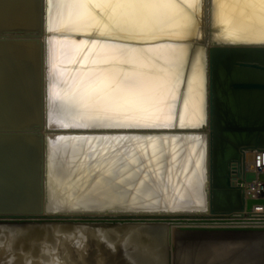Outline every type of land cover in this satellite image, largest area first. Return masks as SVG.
I'll list each match as a JSON object with an SVG mask.
<instances>
[{
  "label": "water",
  "instance_id": "obj_1",
  "mask_svg": "<svg viewBox=\"0 0 264 264\" xmlns=\"http://www.w3.org/2000/svg\"><path fill=\"white\" fill-rule=\"evenodd\" d=\"M18 1L0 0V227L175 224L179 232L206 233L213 245L203 252L207 258L221 259L220 264H231V260L243 264L237 254L227 256L229 245L262 237L264 264V228L185 226L235 217L226 214L241 207L215 203L217 192L239 191L225 176L221 178L228 177L229 166L221 174L216 163L219 149L212 134L217 120L215 51L249 53L255 50L253 44L264 43L219 36L238 22L246 27L249 20L258 30L264 27L250 20L262 16L259 11L264 9L259 5L264 7V0H168L171 15L143 27L142 32L132 29L125 16L113 15L119 6L134 8V0H110L105 7L85 0L97 24L88 27L91 19L84 17L77 29L55 24L54 0H34V23L23 19L22 13L17 15ZM137 2L141 10L151 3ZM234 11L239 20L233 25L228 14ZM176 20L181 25L175 26ZM63 39L77 41V60L57 65L53 49ZM102 46L116 50L119 59L114 62L123 72L121 78L132 67L122 58L137 55L146 61L151 60L153 48L170 49L176 55L173 67L167 68L159 58H153L155 65L148 67L153 86L168 83L167 95L145 96L144 100L152 101L144 103L145 114L121 113L117 107L97 116L88 114L89 109L78 105L74 96L82 89L76 80L91 66L84 63L90 50ZM25 50H33L34 56ZM112 63L104 59L100 66L111 68ZM62 75V81L56 82ZM164 87L160 84L158 92ZM188 95H196L199 105L191 113L194 119L182 121ZM159 106L171 111L163 115L153 111ZM227 129L240 128L223 130ZM76 144L81 146L78 152L70 148ZM262 146L258 138L238 148L243 152ZM230 152L229 156L222 152V158H237L238 151ZM168 213L175 215L162 216ZM239 250L243 258L245 249Z\"/></svg>",
  "mask_w": 264,
  "mask_h": 264
},
{
  "label": "bare ground",
  "instance_id": "obj_2",
  "mask_svg": "<svg viewBox=\"0 0 264 264\" xmlns=\"http://www.w3.org/2000/svg\"><path fill=\"white\" fill-rule=\"evenodd\" d=\"M54 1L56 4L54 21L60 28L67 25V29H77L84 17L91 19L89 25L96 20L94 12L88 8L86 10L85 0ZM90 1L103 7H105V3H108V0ZM188 1L194 3L197 0ZM71 2L73 3L71 4ZM143 2L145 4L151 2L150 7H144L141 10L137 0H134V8L119 6V10L114 9L113 15L115 17L120 14L125 16L126 23L133 27L132 29H137L140 32L143 31V27L147 28L154 22L157 25L165 17L171 15L168 0H143ZM153 2L154 4H152ZM18 4L17 15L21 16L19 13H22L23 19L34 23V0H19ZM261 6L259 5L264 9ZM21 9H24V12ZM246 10L249 12L247 8ZM146 11H148L147 14L140 18ZM235 12L228 14V19L233 20L231 21L233 25L237 24L239 20ZM259 14L262 16H252L250 20L264 23V13L259 11ZM181 22V20H176L174 25H181ZM245 22L246 27H244V23L239 24L238 22V26L228 27L219 36L233 35L237 38H252L245 40L263 41L264 27L257 25L259 30L254 29L249 20ZM252 46L255 50L249 53L230 54V52L215 51L217 57L215 59L214 82L216 87L218 84V89H216L215 106L217 114L214 117L217 120L213 122L216 129L212 134L214 135V147L219 149L217 156L215 155L216 163L220 167L221 174L229 166L228 177L223 175L221 178L225 176L226 182H231L236 186V190H239L230 194L217 192L215 203L226 207H241L238 208V211L226 214L235 217H226L225 220H215L210 223H185V226L264 228V207L256 210L257 207L264 206V178H260V175L264 176V43H255ZM78 49L77 41L72 39H63L59 45L55 43L53 62L58 60L56 64L60 65L68 61H76L74 53ZM32 51L25 50L27 55L33 57ZM92 51L94 55L90 57L89 53ZM96 51L91 49L86 56L84 63L91 66L88 71H82V75L76 80L82 89L77 90L74 95L78 99V105L89 109L90 113L88 114L97 116L100 111L116 107L121 113L131 110L134 114H145L144 103H152L150 98L144 100L145 96L150 97L157 94L164 98L167 95L168 83L163 81L153 86L148 67L155 65L153 58L163 60V64L167 68L173 67L176 55L174 53L173 55L170 49L163 46L153 48L150 51L151 60L147 59L146 61H142L143 59H139L137 55L122 58V61H127L132 66L123 78H121L123 72L119 69L118 63L114 62L119 59L115 55L116 50L109 46H102ZM104 59L113 62L111 64L113 66L103 69L100 65ZM226 63L228 64L225 65ZM153 70L151 68L152 72H154ZM62 72L65 73L66 69ZM78 74H75L73 80ZM62 79L63 75L60 78L56 77L55 81L61 82ZM160 84L165 85L162 93L158 92ZM110 85H115V88H110ZM186 101L188 107L182 109V121H188L192 117L191 113L197 112L199 105L196 95H188ZM153 111L162 112L163 115L171 110L159 106ZM228 127H239L240 129L223 130ZM258 138L262 141V148L248 147L243 152L239 151V145H250ZM228 139L231 142L230 146H227ZM78 145L70 148L78 152L77 147L81 148ZM197 148H199L198 145L196 150ZM233 149L238 151L236 155L237 158L238 155L240 156L239 159L233 158L229 161L222 158V152H227L229 156ZM249 174H255L256 178L249 179ZM260 199L263 200L262 203H259ZM174 215L168 213L162 216ZM212 243L206 233L179 232L175 224L159 226L141 223L118 226H4L0 227V264H220L219 260L221 259L207 258L203 252V249L213 245ZM242 244L240 242L235 243L234 246L229 245L226 252L228 257L237 254L243 260V264H247L244 259L245 255L242 258L239 254ZM221 251L223 252V249ZM230 263L240 264V260L235 262L231 260Z\"/></svg>",
  "mask_w": 264,
  "mask_h": 264
},
{
  "label": "rangeland",
  "instance_id": "obj_3",
  "mask_svg": "<svg viewBox=\"0 0 264 264\" xmlns=\"http://www.w3.org/2000/svg\"><path fill=\"white\" fill-rule=\"evenodd\" d=\"M110 0H108V3H109ZM108 3H105V6L108 4ZM103 7V6H102ZM97 21L95 20L93 22L94 25H96ZM93 24L89 25L90 26H93ZM230 35V34H229ZM259 39L262 38V37H258ZM257 38V39H258ZM264 39V38H262ZM261 200V199H260ZM264 205V204H263ZM262 207L264 206H259L256 208L257 209H261ZM243 246H241L242 249H245V260L247 262V264H262V261H263V252H262V237H252L251 240L249 241H245L242 242Z\"/></svg>",
  "mask_w": 264,
  "mask_h": 264
},
{
  "label": "built area",
  "instance_id": "obj_4",
  "mask_svg": "<svg viewBox=\"0 0 264 264\" xmlns=\"http://www.w3.org/2000/svg\"><path fill=\"white\" fill-rule=\"evenodd\" d=\"M259 158V157H258Z\"/></svg>",
  "mask_w": 264,
  "mask_h": 264
}]
</instances>
